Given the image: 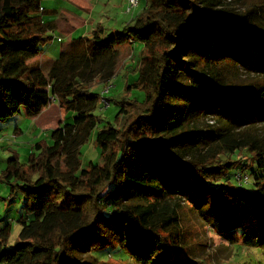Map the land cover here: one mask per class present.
<instances>
[{
	"label": "trees",
	"instance_id": "16d2710c",
	"mask_svg": "<svg viewBox=\"0 0 264 264\" xmlns=\"http://www.w3.org/2000/svg\"><path fill=\"white\" fill-rule=\"evenodd\" d=\"M142 5L121 30L98 25L71 40L48 68L45 91L32 60L56 25L42 20L41 0H0V121L21 110L35 119L55 100L74 114L35 144L40 153L28 165L17 154L8 160L10 201L18 190L26 202L15 244L12 223L0 227V264H107L84 257L116 245L146 264H188L171 258L162 234L179 225L177 191H194L223 215L249 213L260 227L244 223L236 242L264 248L263 8L236 0ZM136 45L134 86L146 98L123 105L117 128L95 133L100 163L83 168L81 148L101 122L92 84L109 83L121 49ZM208 115L213 123L203 129L198 119Z\"/></svg>",
	"mask_w": 264,
	"mask_h": 264
},
{
	"label": "rangeland",
	"instance_id": "374dc122",
	"mask_svg": "<svg viewBox=\"0 0 264 264\" xmlns=\"http://www.w3.org/2000/svg\"><path fill=\"white\" fill-rule=\"evenodd\" d=\"M77 1L78 7H85L84 11L86 10V12L89 10L88 15L91 14L90 11L96 14L103 2V0ZM143 3H145V0ZM65 5L60 0H41V6L45 10L56 12L62 7L66 8ZM236 5L239 7L257 5L264 10V0H236ZM62 14L63 16L61 17L66 19L67 15L65 16L63 12ZM44 16L47 20L56 18L55 14ZM88 20L82 19V24ZM90 22H92L91 19L88 21V27L82 33L87 30L89 34L91 29L93 30V25ZM71 25L73 24L62 20V23H59L62 33L58 31V33L53 34L54 38L42 48L43 56L40 55L32 60V63L41 66L42 79L40 88L45 89L48 87L47 74L51 62L53 63L63 51H68L70 48L72 37L71 35L66 37V35L72 31L73 26ZM80 36H82L81 33H76L73 38L78 39ZM139 49L137 45L133 46V49L128 47L121 49L115 77L109 83L104 84L96 81L92 84L93 91L101 96L98 110L96 111V116L101 122L98 123L89 141L81 148L83 168H86L90 162L100 163L101 151L95 143V133L108 124L117 128V115L123 105L131 100L142 103L146 98V93L134 86L138 77V69L136 67L141 58ZM242 75L244 74L238 73L236 77L239 78ZM108 84L111 85L110 91L103 96V90ZM103 97L108 100V106L102 100ZM52 104V111L46 112L52 118L51 123L48 125L49 128L45 131H42V128L40 130L36 125L37 130L34 119L26 117L23 110L6 122L0 121V227L6 222L12 223L11 245L18 240L21 227L17 221L23 215L26 200L24 194L16 190L12 196L13 200L10 201L13 190L2 179L3 172L7 168L8 160L16 156V154L19 156L20 163L23 166L28 165L32 154L39 155L40 153V151L34 149L35 144L46 139L45 135L49 139L50 131L55 130L63 123H69L73 120L74 114L68 113L58 102L56 103V100ZM211 119L209 115L198 119L200 127L203 129L207 128L209 124L213 123ZM16 129L21 132L18 133L17 137H15ZM247 163L249 162L244 161L243 167ZM252 171L253 169L248 170V174H251ZM170 181L172 184V180ZM11 182L14 183L15 181L12 180ZM245 187L251 189L252 181ZM169 191L166 193L167 199H169L168 196L171 197ZM173 198L172 203L176 202L179 205L177 211L179 225L176 229L162 233L164 235L163 238L166 240L165 248L171 254L172 259L188 264H264V248L248 247L236 242L241 240L240 234L244 223L247 222L249 224V229L260 227L258 224L251 222L249 213L234 214L232 216L223 215L204 197L197 195L194 191L182 194L177 191ZM225 224L230 230L228 234L223 233L222 226H220ZM256 229L253 231H256ZM94 256L101 263L107 264H146L144 260L126 254L118 245L114 248L100 250L93 255H87L84 260L90 261L94 259Z\"/></svg>",
	"mask_w": 264,
	"mask_h": 264
},
{
	"label": "crops",
	"instance_id": "0c3cea01",
	"mask_svg": "<svg viewBox=\"0 0 264 264\" xmlns=\"http://www.w3.org/2000/svg\"><path fill=\"white\" fill-rule=\"evenodd\" d=\"M60 1L63 4H66L65 5L66 8L62 7L59 10H56V12L51 11V10H47L48 14H46V15H54L55 14L56 18L47 20L44 16L42 20L45 23H49V22L55 23L56 31L54 33H52V36L56 32L58 33V31H59V33H62V28H59V23H62V20H65V21L73 24V25H71V26H73L72 31L68 32L66 35V37H69L71 35L72 40L74 39L73 36L75 37L76 33H81L82 36H80V37H84V36L89 35L90 33H92L96 29V27L98 25H104L105 27H107L111 31L121 30L127 24L132 23L133 21L136 20L139 12L141 11V8L143 6L142 5L143 1H142L139 10L133 11L131 13H127L126 12L127 0H103L102 4L100 5V8L96 12V14H97V16H96V14H93L92 11H90L91 14L88 15L89 10H87V12H86V10L84 11L85 7H83V8L81 6L78 7V5H77L78 1L77 0H60ZM62 12L65 14V16L67 15L66 19L61 17V16H63ZM82 19H85V20L91 19L92 20V22H90V23H92V25H93V30L91 29V32L89 34H88L87 30L85 33H82V31L88 27V21H89V20L85 21V23L82 24V22H83ZM53 38H54V36H53ZM48 63H50V62H48ZM47 81H48V78H47ZM41 89L47 91L49 89V84H48V87H46L45 89H43V88H41ZM56 103H57V101H56ZM52 107H53V104H51L47 109H44L40 113V115L34 119V124H35V127L37 130H38L37 126L40 128V130L42 128V131H45L46 129L49 128L48 125L51 123L52 117L50 115H47L46 112L52 111ZM70 114H72V113H70ZM19 132L20 131L18 129H16L15 137H17ZM45 137H46V139L48 138L47 135H45Z\"/></svg>",
	"mask_w": 264,
	"mask_h": 264
},
{
	"label": "built area",
	"instance_id": "2783aa9c",
	"mask_svg": "<svg viewBox=\"0 0 264 264\" xmlns=\"http://www.w3.org/2000/svg\"><path fill=\"white\" fill-rule=\"evenodd\" d=\"M140 5H141V0H127L126 12L127 13H131L133 11H136V10L139 9ZM110 87H111V85L108 84V86L104 88L103 94H102L103 96H104L105 93H108L110 91ZM102 100L106 103V106H108V104H109L108 100L105 99L104 97H103ZM237 178L242 183H247L248 182V177L247 176L241 177V176L238 175Z\"/></svg>",
	"mask_w": 264,
	"mask_h": 264
}]
</instances>
